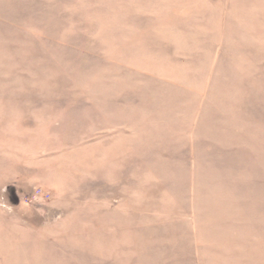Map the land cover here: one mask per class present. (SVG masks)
Listing matches in <instances>:
<instances>
[{
  "label": "rangeland",
  "instance_id": "rangeland-1",
  "mask_svg": "<svg viewBox=\"0 0 264 264\" xmlns=\"http://www.w3.org/2000/svg\"><path fill=\"white\" fill-rule=\"evenodd\" d=\"M0 264H264V0H0Z\"/></svg>",
  "mask_w": 264,
  "mask_h": 264
}]
</instances>
